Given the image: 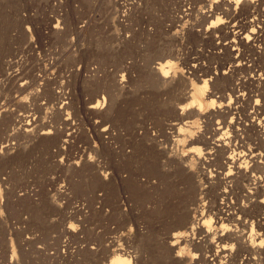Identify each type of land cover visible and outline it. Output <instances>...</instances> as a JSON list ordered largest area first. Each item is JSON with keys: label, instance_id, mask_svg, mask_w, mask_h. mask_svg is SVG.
Returning a JSON list of instances; mask_svg holds the SVG:
<instances>
[{"label": "rangeland", "instance_id": "obj_1", "mask_svg": "<svg viewBox=\"0 0 264 264\" xmlns=\"http://www.w3.org/2000/svg\"><path fill=\"white\" fill-rule=\"evenodd\" d=\"M118 2L129 3L125 26L118 22L125 8ZM188 5L189 0H0V264H109L115 252L131 254L135 264H161V257L163 264H177L171 242L179 214L186 216L191 203L185 196L189 178L173 167V150L159 167L158 144L179 116L175 93L162 94L149 65L172 50L177 69L186 70V61L195 57H206L214 69L212 45L227 42L225 31L207 30L211 20L201 14L184 17ZM250 13L240 21L257 16ZM259 18L264 25V16ZM121 31L129 36L122 39ZM246 55L259 59L250 50ZM247 72L243 80L254 74ZM253 84L245 86L256 93ZM205 89H212L211 81ZM98 99L102 109L88 107ZM244 120L249 130L241 135L264 152V127ZM27 121L32 131H26ZM201 124L195 118L185 132ZM42 129L53 132L42 136ZM238 178L239 186L227 184L237 186L229 199L216 197L213 186L196 205H247L248 181ZM262 197L248 210L264 224ZM182 245L191 255L190 246ZM259 257L264 264V252Z\"/></svg>", "mask_w": 264, "mask_h": 264}, {"label": "bare ground", "instance_id": "obj_2", "mask_svg": "<svg viewBox=\"0 0 264 264\" xmlns=\"http://www.w3.org/2000/svg\"><path fill=\"white\" fill-rule=\"evenodd\" d=\"M189 3L190 5L183 9L184 17L185 15H193V13L201 14L202 18L208 21L211 20L207 30L212 32L214 30L225 31L224 35L227 42L222 45H212L209 56L216 63L214 69L212 62L206 63V57L203 60V56L200 55L199 51L196 53H199L205 64L201 62L202 60H199L200 57L194 56L195 59L191 62L186 61V70L183 68L177 69V66H174L172 58L176 55L172 50L167 54H164V52L159 53L156 58L151 59L152 62L149 65L161 87L160 91H163L162 94L164 91L175 93L176 99L173 102V110L179 116L175 121L171 120L173 122L168 123V131L164 134L165 139L158 144L160 150L158 153L160 157L159 167L166 166V161L163 160L166 158L163 157H166L173 150L172 155L174 158L170 156L172 158L171 163L172 161L175 163L173 167L176 165L179 169L182 168L186 175L188 173L189 178H187L189 181H187V187L185 188L188 195L185 196L190 197L189 201L191 200V203H189L190 206L187 209L186 216L182 215L181 217V214H179V217L178 215L180 219L175 224L177 230L173 233L174 240L171 242V248L175 251L173 259L176 260H172L177 264H201L200 262L202 264H260L259 256L264 252V224L259 219H254L255 215L251 213L254 210H248V207L256 204L261 195L263 197L258 201V204L260 203L258 206L262 204L263 207L264 205V152L260 149V145H251L247 140L248 137L246 139V134L245 136L241 135L249 129L246 128L247 124L241 125L240 120L242 118L249 119L251 124L248 125H253L256 128L260 127V129L261 126L264 127L263 111L259 112L261 99L264 105V91L261 90V87L264 86V25L260 26L261 21H259V17L264 16V0H189ZM113 4L116 3L113 2ZM128 4L121 3V8L125 7L118 15V22L122 26L128 24V17L126 16ZM131 4V9H135L133 7L135 3ZM142 7L140 10H147V7ZM250 11L251 13L255 12L259 17L254 14V18L245 22L240 21L239 16ZM255 24H257V28L254 26ZM246 25L255 28L253 27L249 31ZM233 28H237V31L234 32ZM121 34L122 39L129 36V33L124 31H121ZM240 40L248 45H240L242 43ZM249 50L257 54L259 62L248 59L246 51ZM201 54L204 53L201 52ZM206 56L208 55L206 54ZM249 61L252 62H250L251 65H247ZM257 62L258 65L260 64V68L255 70L254 67L257 66ZM9 65H11L10 61ZM92 69L93 72L96 71V67ZM7 71V75H9L11 72L9 69ZM244 71L254 72V74L243 80L245 77L242 79L240 75ZM121 76L123 81L125 75L122 74ZM191 77L193 78L191 79ZM226 79L233 81L227 84ZM210 81L212 89L206 90L205 87ZM248 81L251 82L252 86L254 82L258 83L256 93L252 91L253 89H247L245 85ZM115 94L114 101L116 102L117 93ZM205 95L207 101H204L203 96ZM101 101L98 99L88 107L95 110L102 109L104 103ZM113 103L110 104L111 106L109 105L110 109L107 108L109 110L107 112L110 113L111 117L114 115L115 110ZM263 105H261L262 108ZM249 108L251 111L248 110ZM242 110L244 112L248 110V112L242 113L244 117H241L240 112ZM106 117L108 118V116ZM193 118L201 120L202 124L197 130L187 133L185 132L186 126L194 123ZM215 118H217L216 123ZM23 124L28 125L26 131L33 130L31 121ZM102 131L108 130L104 127ZM52 132L51 129H45L40 134L43 136ZM183 143L186 146L189 145V148L179 151V146ZM9 144H4L3 147H8ZM222 159H224L223 162H221ZM216 164L218 166L214 168ZM228 164L233 166H227ZM227 167L230 168L227 169ZM160 170L161 168L159 172ZM240 176L248 181L245 182V194L241 193L247 205L243 204L236 207L239 205L237 203L236 205L233 201L231 203L226 201L222 205L215 203L214 206H211L214 204L212 202L211 208L208 207L207 209H200L196 205L203 194L206 197L213 190V186L215 187L213 192H215L216 197L222 196L223 199L230 197V192L235 191L236 185H240L238 183V181L240 182V178H238ZM230 182H236V188L233 186V188H230L229 185L230 189H228L227 184ZM220 186H223L222 190L219 188ZM240 192L242 191L240 190ZM235 202L237 201L235 200ZM235 213H239L238 217ZM183 242L190 246L191 255L186 253V246L182 245ZM132 257L131 254L129 255L126 252H115L109 264H128L129 261H131V264H135V259H132ZM170 257H172V254ZM163 260V257H161V264L165 262Z\"/></svg>", "mask_w": 264, "mask_h": 264}, {"label": "clouds", "instance_id": "obj_3", "mask_svg": "<svg viewBox=\"0 0 264 264\" xmlns=\"http://www.w3.org/2000/svg\"><path fill=\"white\" fill-rule=\"evenodd\" d=\"M128 264H131V261H129Z\"/></svg>", "mask_w": 264, "mask_h": 264}]
</instances>
